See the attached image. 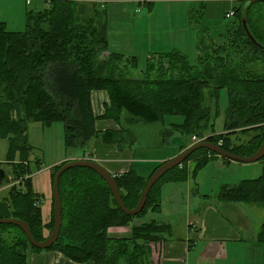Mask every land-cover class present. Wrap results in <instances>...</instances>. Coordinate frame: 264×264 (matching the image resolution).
Wrapping results in <instances>:
<instances>
[{
    "label": "trees",
    "instance_id": "trees-1",
    "mask_svg": "<svg viewBox=\"0 0 264 264\" xmlns=\"http://www.w3.org/2000/svg\"><path fill=\"white\" fill-rule=\"evenodd\" d=\"M44 2L47 6L43 10L28 13L25 31H9L0 21V139L10 143L5 164L12 177L6 200L9 217L27 223L36 241L48 238L55 218L53 212L50 223L43 222V195L33 188L28 161L31 147L27 139L31 123L43 126L62 123L66 150L83 157L93 139L129 148L124 143L126 135L132 137L128 125L140 122L161 123L166 128L165 135L176 132L206 138L239 156H251L263 144L264 0L243 3L235 9V20L220 35V41L211 37L207 29H201L198 66L177 50L155 52L148 57L146 70L139 78L133 76V71L139 68L136 56L105 55L109 28L107 9L102 4L90 8L80 0ZM244 21L260 47L249 37ZM222 89H227L229 99L224 131L211 135L206 132L211 126L212 106ZM97 90L107 92L109 97L100 118L95 116L91 101L92 92ZM172 116H179L182 121L168 123L170 127H166ZM98 119L113 121L120 127L100 132L96 128ZM123 120L127 123L125 127L121 124ZM189 143L181 150L187 149ZM244 151L248 155H242ZM18 153L20 159L16 161ZM209 156L217 157L208 150H199L165 174L137 216H128L119 208L107 183L93 170H68L59 181L62 226L57 243L39 250L32 247L19 227L0 225V264H28L29 249L58 251L76 263L144 264L149 244L170 235L171 226L156 220L140 225L131 222L144 216L147 209L160 212L162 186L169 182L184 183L205 166ZM191 161L195 162L192 172L188 167ZM61 166L54 168L53 181ZM157 168L147 178L133 169L115 176L128 209L137 206ZM157 188L159 195H154ZM218 200L259 205L264 210V174L236 186H223ZM82 214L87 215L83 227L79 222ZM124 226L131 227L130 237H109L111 227ZM257 240L264 243V221Z\"/></svg>",
    "mask_w": 264,
    "mask_h": 264
},
{
    "label": "rangeland",
    "instance_id": "rangeland-1",
    "mask_svg": "<svg viewBox=\"0 0 264 264\" xmlns=\"http://www.w3.org/2000/svg\"><path fill=\"white\" fill-rule=\"evenodd\" d=\"M80 1L90 8L102 4L107 9L110 39L108 52H119L127 57L136 56L139 63L138 70L133 71V76L136 78L141 77L142 71L146 70L147 60L152 52L169 53L177 50L185 54L192 65L198 66L200 30L207 29L211 37L220 41V35L235 20L234 16V18H227V12L232 13L243 4L238 0H106L104 3L102 0ZM31 2V5H27V0H0V21L6 24L9 31H25L28 13L41 11L47 6L44 0H31ZM228 104V91L222 89L218 101L213 102L211 126L206 133L211 135L223 133ZM181 121V117L172 116L167 119L165 126L170 127L168 123ZM110 122L114 124L113 121ZM121 124L124 127L127 125L125 120ZM117 126L120 127V125ZM128 129L132 137L126 135L125 145L129 146L128 149H132L133 153L147 158H161L167 155L174 158L183 152L182 146H186L189 142L188 147L194 145L192 137L185 134L176 132L171 135L163 134L166 128L161 123L140 122L137 125H128ZM27 139L31 147L28 161L33 176V188L36 193H44L39 187L43 183L42 173L47 172L52 178L54 168L66 163H59V165L55 162L73 156L75 153L66 150L62 123H55L52 126L31 123ZM246 139L249 140V136ZM9 150V141L0 139V163L7 173L10 169L5 161ZM241 153L248 155L249 152ZM88 156L89 154L86 153L84 157L77 159H89ZM19 159L20 153L17 154L16 161ZM156 164L153 163V167ZM194 167L195 162H189L191 172ZM9 174L12 179L11 172ZM263 174V161L247 164L227 162L219 156H209L205 166L196 174H192L187 181L181 184L169 182L161 188V201H164L163 195L171 194L175 189L183 195L176 212L170 209L169 203L164 202L163 214L147 209L144 216L133 220L131 225L166 218L178 226H183L187 220L184 217L188 216L192 222H198L199 225L228 228L240 226L245 222L249 223L250 215L251 220L257 224V221L263 220V208L242 203H240L242 206L238 208L219 202L218 196L223 186H236L242 181L259 179ZM144 176L147 178L149 175ZM43 179L47 181L46 176ZM4 187H7L6 191H8L10 185L7 184ZM87 188L90 187L87 186ZM195 189H198V192ZM154 195H159L158 188ZM79 222L82 227L86 225L87 215L82 214Z\"/></svg>",
    "mask_w": 264,
    "mask_h": 264
},
{
    "label": "crops",
    "instance_id": "crops-1",
    "mask_svg": "<svg viewBox=\"0 0 264 264\" xmlns=\"http://www.w3.org/2000/svg\"><path fill=\"white\" fill-rule=\"evenodd\" d=\"M107 54H109L108 51L105 55ZM91 101L95 116L98 118L102 117L105 113V104L109 102L107 92L102 90L93 91L91 94ZM96 128L100 132L107 130L116 131L119 129L115 123L111 124V122L106 119H98L96 121ZM133 152L132 149L125 147L118 148L113 144H105L100 139H93L86 150V153L89 154V159L100 164L113 176H120L131 169L142 176L149 175L160 163L173 158L167 155L165 157L152 159ZM79 157L83 156L80 153H75L73 156L55 162V164H62ZM153 163H157L156 166L153 167ZM41 176L43 183L39 187L40 190L44 192L40 193V195H43L42 216L43 222L48 224L52 218V205L54 204L53 184L49 173H42ZM45 176L47 178L46 182L43 179ZM163 186L162 188H164ZM6 189L7 187H0V218H8L10 216V207L6 200ZM195 191L198 192V189H195ZM163 196H165V198L164 201H162V208L159 213L163 214L164 202L169 203L170 209L176 212L178 203L183 198L180 191L175 189L171 194H165ZM228 205L237 206L238 208L242 206L241 204L232 203H228ZM164 219L165 220L160 218L156 221L163 223L167 222V224L171 226V233L170 235H165L164 239L149 244V254L144 264H264V243L257 240L258 231L264 221V216L263 220L257 221V224L251 220L250 215L249 223L245 222L240 226L228 228L199 225L198 222H192L188 216L184 217V219L187 220L183 226H178L173 221L166 218ZM192 224H196V227H192ZM131 234L130 226L111 227L108 230L109 237L115 239L128 238ZM27 263L93 264L92 262H73L58 251L34 252L31 249H29L27 253Z\"/></svg>",
    "mask_w": 264,
    "mask_h": 264
},
{
    "label": "water",
    "instance_id": "water-1",
    "mask_svg": "<svg viewBox=\"0 0 264 264\" xmlns=\"http://www.w3.org/2000/svg\"><path fill=\"white\" fill-rule=\"evenodd\" d=\"M244 27L253 41L255 45L260 47L257 42L254 40V38L250 35L246 22H243ZM199 150H208L209 152H212L216 154L217 156L228 160L230 162H238V163H255L258 161H261L264 158V142L261 145V147L257 150L256 153H254L251 156L242 157L239 155H235L233 153H230L226 150H224L221 146L216 145L213 142L210 141H203L194 145H191L186 150H184L182 153L178 154L171 160H168L164 163H162L156 171L153 173V175L149 178L142 194L139 199V202L137 206L134 209H128L121 196L120 189L117 185V182L115 180V176L110 174L106 169H104L100 164L93 160L89 159H75L72 161H68L64 163L59 170L56 172L54 181H53V196H54V227L48 236V238L44 241L38 242L34 239L30 226L25 223L24 221L15 219V218H0V225H15L19 227L27 236L29 243L39 249V250H47L51 248L53 245H55L60 237L61 233V226H62V200L60 196L59 191V181L61 176L67 172L68 170L74 169V168H89L93 170L95 173H97L108 185L109 189L111 190L114 199L116 200L119 208L128 216H137L139 215L145 208L148 197L150 195L151 190L155 186V184L169 171L175 169L178 166H181L186 160H188L195 152ZM10 173V172H9ZM7 173L4 169L0 168V186H3L4 184H10V174Z\"/></svg>",
    "mask_w": 264,
    "mask_h": 264
},
{
    "label": "built area",
    "instance_id": "built-area-1",
    "mask_svg": "<svg viewBox=\"0 0 264 264\" xmlns=\"http://www.w3.org/2000/svg\"><path fill=\"white\" fill-rule=\"evenodd\" d=\"M101 1V0H100ZM103 3L106 1V0H102ZM241 2L245 3V2H248V1H253V0H240ZM27 4H31V0H27ZM235 12H232V13H228L226 15L227 18H232L234 16ZM206 138H199L197 136H194L192 137V142L193 143H199V142H202V141H205ZM192 227H196V224H192Z\"/></svg>",
    "mask_w": 264,
    "mask_h": 264
}]
</instances>
